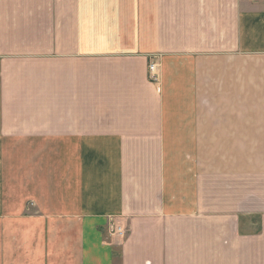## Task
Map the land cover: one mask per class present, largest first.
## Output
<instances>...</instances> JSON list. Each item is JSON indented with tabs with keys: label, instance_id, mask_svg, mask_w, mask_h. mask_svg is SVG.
<instances>
[{
	"label": "crops",
	"instance_id": "1",
	"mask_svg": "<svg viewBox=\"0 0 264 264\" xmlns=\"http://www.w3.org/2000/svg\"><path fill=\"white\" fill-rule=\"evenodd\" d=\"M20 169L28 264H264V4L0 0V212Z\"/></svg>",
	"mask_w": 264,
	"mask_h": 264
},
{
	"label": "rangeland",
	"instance_id": "2",
	"mask_svg": "<svg viewBox=\"0 0 264 264\" xmlns=\"http://www.w3.org/2000/svg\"><path fill=\"white\" fill-rule=\"evenodd\" d=\"M152 85L158 92L157 86L154 84ZM160 88L162 91L161 83ZM10 155L11 154H9V159ZM27 171H25V169H20V175L11 178L12 182L10 181V178L8 179L7 206L3 204L1 207L2 211L0 212V231L2 229V232H4L7 240V264H28L33 245L40 244L42 246L43 242V238H39L40 231L38 230V226H36L39 225V221H33L34 219H37L39 216L43 215V212L38 205L42 198L37 200V196H30L29 198V194H26V192L32 188L30 185H25V183L29 181L28 177L24 175L27 174ZM31 191L33 194H35L32 189ZM42 196L46 197L45 200L47 199V194ZM6 207L7 209H5ZM44 208H46V211H49L47 206L43 207V209ZM28 212L29 215L26 217ZM107 227L108 236L110 238H116L119 240L124 239V237H119L115 234V228H125L120 224V222H117L115 218L108 219ZM32 229L34 230L33 233ZM39 255V252L34 255L36 260H38Z\"/></svg>",
	"mask_w": 264,
	"mask_h": 264
},
{
	"label": "built area",
	"instance_id": "3",
	"mask_svg": "<svg viewBox=\"0 0 264 264\" xmlns=\"http://www.w3.org/2000/svg\"><path fill=\"white\" fill-rule=\"evenodd\" d=\"M262 4H264V0H258ZM149 80L152 84L157 86L158 93L161 92L160 88V83H161V78H160V72H159V65L155 62H151L149 64ZM115 234L118 235L119 237H125L127 234V231L123 227H117L115 228Z\"/></svg>",
	"mask_w": 264,
	"mask_h": 264
}]
</instances>
